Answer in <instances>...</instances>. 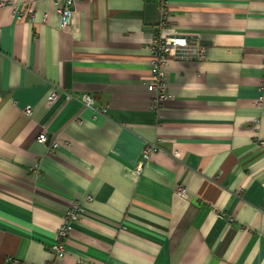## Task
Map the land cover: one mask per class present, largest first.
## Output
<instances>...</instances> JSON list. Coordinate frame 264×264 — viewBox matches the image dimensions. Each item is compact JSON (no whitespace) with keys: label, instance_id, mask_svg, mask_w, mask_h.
Wrapping results in <instances>:
<instances>
[{"label":"crops","instance_id":"1","mask_svg":"<svg viewBox=\"0 0 264 264\" xmlns=\"http://www.w3.org/2000/svg\"><path fill=\"white\" fill-rule=\"evenodd\" d=\"M158 2L79 0L63 29L60 0H0V264H264V0H168L206 56L170 61L156 110Z\"/></svg>","mask_w":264,"mask_h":264},{"label":"built area","instance_id":"2","mask_svg":"<svg viewBox=\"0 0 264 264\" xmlns=\"http://www.w3.org/2000/svg\"><path fill=\"white\" fill-rule=\"evenodd\" d=\"M79 0H60L58 13L62 20V28L68 29L72 24L75 5ZM161 11V23L154 35V40L150 45V62H151V81L147 86L148 92L152 95L155 108L160 109L170 98L169 86H168V73L167 66L172 60L176 61H202L206 56V49L198 40H191L186 36L174 33L169 27V10L168 0H159ZM1 6L8 7V4L1 3ZM16 9V7H11ZM17 10V9H16ZM31 11V8L30 10ZM20 12L19 18H21L25 11ZM58 100V94L56 91L52 92L49 96V101L54 103ZM79 101L85 106L86 109L92 110L95 115L106 113V109L96 107L95 100L88 94H83ZM26 114L31 115L32 109L27 108ZM38 142L46 145L48 143V135L46 133L39 135ZM50 150L58 148V143L53 142L49 146ZM162 152V148L159 145V141L149 142L146 144L141 159L136 165L134 175L138 179L144 173L145 168L151 160V157ZM178 191L181 195H185L186 189L182 186L178 187ZM88 200H92L88 197ZM82 208L80 204L73 205L64 218V222L60 227L56 242L51 246V251L56 255V259H62L65 257V242L70 237L75 223L81 216ZM6 264H19L16 258L9 257L6 260ZM54 264V263H43Z\"/></svg>","mask_w":264,"mask_h":264}]
</instances>
